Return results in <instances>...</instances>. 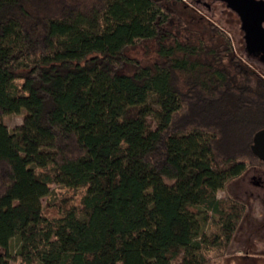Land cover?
<instances>
[{"label":"trees","instance_id":"obj_1","mask_svg":"<svg viewBox=\"0 0 264 264\" xmlns=\"http://www.w3.org/2000/svg\"><path fill=\"white\" fill-rule=\"evenodd\" d=\"M178 1L0 0V264L11 239L17 264L227 254L264 84L216 25V47L181 39ZM143 41L145 65L126 54Z\"/></svg>","mask_w":264,"mask_h":264},{"label":"rangeland","instance_id":"obj_2","mask_svg":"<svg viewBox=\"0 0 264 264\" xmlns=\"http://www.w3.org/2000/svg\"><path fill=\"white\" fill-rule=\"evenodd\" d=\"M202 2H205L208 5H204ZM175 8L186 28V30L179 29V31H177L181 39L190 34L192 42L201 40L207 46L216 47L220 43V39L215 37L214 34L209 31V24L216 25L224 30L230 38L233 53L241 59L242 65L246 66L250 72L247 74L251 80L250 82H254V75H264L263 66L253 64L249 60L250 58H248L244 50L239 21L234 13L227 9L224 4L217 0H202L201 2L197 0H179L178 3H176ZM154 47L152 41H143L127 47L126 54L135 58L141 65H145L156 59ZM124 71H128V68ZM23 113V110H21L17 114L3 116V124L8 130H12L15 126L21 123ZM244 180L245 179H242V181ZM232 184L233 183H231V185ZM230 188L231 187L228 188L229 193ZM53 192L58 193V190L53 189ZM216 196L222 198L225 196V192L219 190L216 192ZM245 221L246 218H244L243 223L239 226L240 229H238L235 234L238 236H235L230 242L227 254L221 258L215 259L213 264H264V245H249L245 243V238H241V227L247 228L245 227ZM241 234H244L243 230L241 231ZM14 249L15 242L14 239H11L6 250L3 251L8 257L9 264H17L13 259Z\"/></svg>","mask_w":264,"mask_h":264},{"label":"flooded vegetation","instance_id":"obj_3","mask_svg":"<svg viewBox=\"0 0 264 264\" xmlns=\"http://www.w3.org/2000/svg\"><path fill=\"white\" fill-rule=\"evenodd\" d=\"M197 1L201 2L202 0H197ZM202 3L206 6L208 5L205 2H202ZM221 3L224 4L223 2ZM259 26H260V29L262 30L261 31L262 36L264 37V12H263V19L259 22ZM245 52L248 58H250L249 60L251 61V63L259 64L263 66L264 68V56H263V52L261 49L253 48L250 51L245 50ZM256 76H257V79L264 84V75L263 76L256 75ZM260 161L261 162L257 164L251 165L249 168L256 169L255 171H257L258 175H261L260 177L263 178L264 177V161L263 160H260ZM242 179H245V180L242 181ZM229 194L232 198L242 202L245 206V212L243 214V217L241 219L239 226H241V224L244 221V218H246L245 227L247 228L241 227V231L243 230L244 232V234H241V231H240L241 238L242 239L245 238L246 244H249V245L260 244L263 246L264 245V188L258 189V188L251 186L247 182V176H243L241 177V179H238L237 181L233 182V184L231 185ZM238 229H240V227L236 229L233 235V238L235 236H238V235H235Z\"/></svg>","mask_w":264,"mask_h":264},{"label":"water","instance_id":"obj_4","mask_svg":"<svg viewBox=\"0 0 264 264\" xmlns=\"http://www.w3.org/2000/svg\"><path fill=\"white\" fill-rule=\"evenodd\" d=\"M223 2L225 7L238 18L239 28L242 31L244 49H261L264 56V37L259 22L263 19L264 1L262 0H217ZM250 150L258 159L264 161V128L256 131L252 136ZM256 169L249 168L243 174L247 182L258 189L264 188V177L258 175Z\"/></svg>","mask_w":264,"mask_h":264}]
</instances>
